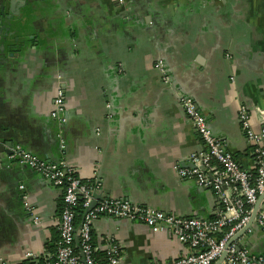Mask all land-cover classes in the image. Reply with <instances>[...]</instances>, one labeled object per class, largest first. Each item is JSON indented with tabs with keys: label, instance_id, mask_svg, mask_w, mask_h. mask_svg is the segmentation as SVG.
<instances>
[{
	"label": "crops",
	"instance_id": "crops-1",
	"mask_svg": "<svg viewBox=\"0 0 264 264\" xmlns=\"http://www.w3.org/2000/svg\"><path fill=\"white\" fill-rule=\"evenodd\" d=\"M11 1L0 0V17ZM17 9L10 29H0V264L33 262L54 252L60 236L64 189L11 159L15 145L42 160H65L97 185L96 201L126 199L212 219L221 209L216 192L179 174L205 150L181 105L185 96L240 166L256 172L239 112L247 107L262 132L264 0H24ZM60 86L62 125L52 117ZM93 243L101 263L111 244L121 264L191 252L169 230L110 216L95 221ZM234 243L264 255L257 219Z\"/></svg>",
	"mask_w": 264,
	"mask_h": 264
},
{
	"label": "built area",
	"instance_id": "built-area-1",
	"mask_svg": "<svg viewBox=\"0 0 264 264\" xmlns=\"http://www.w3.org/2000/svg\"><path fill=\"white\" fill-rule=\"evenodd\" d=\"M119 2L125 3V0ZM157 68L162 72L164 81L170 83L171 77L162 61L157 63ZM65 100V89L60 86L52 117L61 125L67 122ZM181 105L199 133L205 150L191 154L188 157L191 168L181 167L179 174L184 178H195L198 186L216 192L221 205L217 215L212 219L186 217L138 205L126 199L105 198L92 205L96 200L97 185L95 187L83 182L65 160H42L21 145H15L11 149V159L35 169L53 185L64 189V208L60 213V236L56 250L27 264H103L95 257L93 247V226L103 216L143 222L154 231L169 230L191 249L186 256L157 264H215L224 253L226 255L222 264H264V255L253 254L234 242L228 245L250 221L258 198L264 194V129L260 133L254 131L249 111L242 106L239 115L243 130L247 139L255 145L257 169L254 174L240 166L233 154L226 149L224 141L211 128L206 115L191 98L183 96ZM80 201L86 213L82 225L77 227L75 209ZM30 214L34 217L32 212ZM256 219L264 231V210L259 211ZM35 222L38 220L35 219ZM220 234L224 236L219 239ZM77 237L80 239L79 251L75 247ZM105 264H121L117 244L109 245Z\"/></svg>",
	"mask_w": 264,
	"mask_h": 264
},
{
	"label": "water",
	"instance_id": "water-1",
	"mask_svg": "<svg viewBox=\"0 0 264 264\" xmlns=\"http://www.w3.org/2000/svg\"><path fill=\"white\" fill-rule=\"evenodd\" d=\"M21 1H24V0H12L11 3L6 7V9H4L2 12H1V17H0V29H10V27L12 26V23L10 22L12 17L15 15V14H18L19 11L17 9L19 3ZM4 19V20H3ZM2 152H5V148H3V146L0 144V153ZM264 200V194L261 195L255 206H254V210H253V214H252V217H251V220H250V223L244 227L242 230H240L228 243V245H230L231 243H233L235 240H237L238 238L242 237L246 232L247 230L250 228V225L253 221H255L259 211H260V206L262 204ZM97 203V201L95 200L93 202L92 205H95ZM77 242H79V237H77ZM225 255L226 253H224L220 259L215 263V264H222V262L224 261L225 259Z\"/></svg>",
	"mask_w": 264,
	"mask_h": 264
},
{
	"label": "trees",
	"instance_id": "trees-1",
	"mask_svg": "<svg viewBox=\"0 0 264 264\" xmlns=\"http://www.w3.org/2000/svg\"><path fill=\"white\" fill-rule=\"evenodd\" d=\"M83 182H85V181H83ZM63 208H64V199H63V203H62L61 212H62ZM75 211H76L75 224H76L77 227H80L82 225L83 221H84L85 213H86V209L82 206V201L79 202V204L76 207ZM223 236H224L223 234H220V235H218V238L220 239ZM75 247H76L77 251L80 250V239H79V242H77V240H76ZM93 247H94V243H93ZM95 257L97 258L96 253H95ZM97 260H99V259L97 258ZM104 262H106V258H105ZM103 264H105V263H103Z\"/></svg>",
	"mask_w": 264,
	"mask_h": 264
}]
</instances>
